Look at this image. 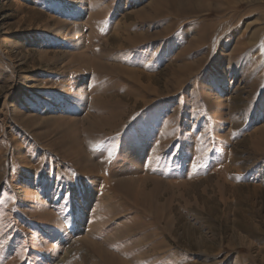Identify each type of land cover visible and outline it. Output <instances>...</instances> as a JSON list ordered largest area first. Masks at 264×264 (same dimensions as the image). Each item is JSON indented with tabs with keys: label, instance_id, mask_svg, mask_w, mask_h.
Wrapping results in <instances>:
<instances>
[{
	"label": "rangeland",
	"instance_id": "obj_1",
	"mask_svg": "<svg viewBox=\"0 0 264 264\" xmlns=\"http://www.w3.org/2000/svg\"><path fill=\"white\" fill-rule=\"evenodd\" d=\"M66 251L264 264V0H0V264Z\"/></svg>",
	"mask_w": 264,
	"mask_h": 264
},
{
	"label": "bare ground",
	"instance_id": "obj_2",
	"mask_svg": "<svg viewBox=\"0 0 264 264\" xmlns=\"http://www.w3.org/2000/svg\"><path fill=\"white\" fill-rule=\"evenodd\" d=\"M67 254H68V252L66 251L65 254L63 255V257H61V258L58 260L57 264H63L64 259H65V257L67 256ZM65 261H66V260H65Z\"/></svg>",
	"mask_w": 264,
	"mask_h": 264
},
{
	"label": "snow or ice",
	"instance_id": "obj_3",
	"mask_svg": "<svg viewBox=\"0 0 264 264\" xmlns=\"http://www.w3.org/2000/svg\"><path fill=\"white\" fill-rule=\"evenodd\" d=\"M111 155V154H110Z\"/></svg>",
	"mask_w": 264,
	"mask_h": 264
}]
</instances>
